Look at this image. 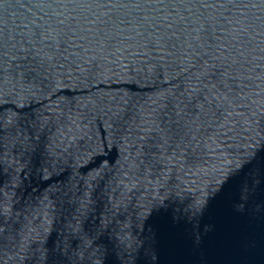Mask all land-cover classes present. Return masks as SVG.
I'll use <instances>...</instances> for the list:
<instances>
[{
  "label": "water",
  "instance_id": "95a60500",
  "mask_svg": "<svg viewBox=\"0 0 264 264\" xmlns=\"http://www.w3.org/2000/svg\"><path fill=\"white\" fill-rule=\"evenodd\" d=\"M0 264H264V0H0Z\"/></svg>",
  "mask_w": 264,
  "mask_h": 264
}]
</instances>
